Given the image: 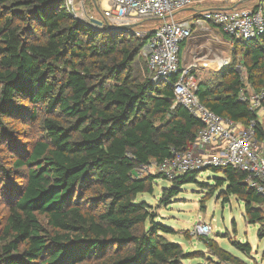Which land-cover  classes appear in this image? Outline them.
<instances>
[{
    "label": "trees",
    "instance_id": "obj_1",
    "mask_svg": "<svg viewBox=\"0 0 264 264\" xmlns=\"http://www.w3.org/2000/svg\"><path fill=\"white\" fill-rule=\"evenodd\" d=\"M255 2L251 9L261 8L264 18V0ZM147 23L152 24L148 33L139 38L135 30L74 18L64 0H0V147L15 151L14 166L26 172L0 229V264H184L193 259L165 238L174 231L156 221L151 207L136 202L138 195L152 193L159 176L136 179L134 168L189 150L203 127L186 108L174 106L179 75L154 83L145 59L147 77L137 70L156 26ZM222 34L240 55L246 82L232 64L217 73L216 81H199L195 94L217 116L243 127L255 122L261 141L257 113L239 94L247 87L264 94V33L249 41ZM11 120L37 121L44 138L22 148L5 124ZM212 170L221 173L213 186L188 173L162 189L159 202L168 204L187 184L212 194L224 187L220 198L227 203L235 197L249 224L264 227L263 199L247 187L245 175L232 168ZM12 172L0 161L3 178L9 180ZM204 241L208 264H246L214 240ZM232 244L245 256L251 252L248 244Z\"/></svg>",
    "mask_w": 264,
    "mask_h": 264
},
{
    "label": "built area",
    "instance_id": "obj_2",
    "mask_svg": "<svg viewBox=\"0 0 264 264\" xmlns=\"http://www.w3.org/2000/svg\"><path fill=\"white\" fill-rule=\"evenodd\" d=\"M110 10L103 11L104 24L118 28L137 26L145 22H156L141 49L145 59L148 78L158 83L167 81L172 75H179L173 86L175 104L181 105L199 120L203 127L189 150L172 152L170 158L156 163L150 162L134 168L133 178L142 179L149 175H158L167 181L208 169L232 168L245 175V184L262 199L264 212V136L256 138L255 122L248 127L217 116L198 100L196 84L190 76L194 63L181 66L180 45L189 41L194 34L204 32L213 26L222 33L237 40L249 41L264 33V18L261 8L240 7L235 3L242 0H107ZM258 1V0H255ZM208 2L230 5L226 8L210 9L204 7ZM66 12L78 19L77 0H64ZM235 4V6H234ZM232 5V6H231ZM197 6L199 11L193 16L174 20L180 11ZM226 9V10H225ZM90 21V20H89ZM148 31H136L139 38H144ZM240 78L246 82L245 71H239ZM250 90V94H246ZM263 93H255L249 87L242 90L239 100L249 102L256 111L258 123L264 132V106L261 104ZM259 116L262 117L261 122ZM198 236H208L211 227L198 223L195 227Z\"/></svg>",
    "mask_w": 264,
    "mask_h": 264
},
{
    "label": "rangeland",
    "instance_id": "obj_3",
    "mask_svg": "<svg viewBox=\"0 0 264 264\" xmlns=\"http://www.w3.org/2000/svg\"><path fill=\"white\" fill-rule=\"evenodd\" d=\"M77 2L79 4L78 19L84 22H89L90 19L103 22L101 13L110 10L107 0H77ZM255 3L254 1L250 4L248 2L240 5L241 7H251ZM228 6L230 5L226 3L208 2L204 7L215 9ZM186 17L188 18L189 15L179 12L175 15L174 20L186 19ZM151 25V23L145 22L131 30L142 32ZM232 49L231 42L225 38L222 32L216 27L209 26L204 32L196 33L189 41H184L180 57L181 66L194 63L195 67L191 69L190 76L195 84L199 81L214 82L217 79V73L228 69L232 64L238 71H244L240 55L233 52ZM137 70L141 76L147 77L143 56L137 61ZM250 93L251 91L248 90L247 95ZM259 118L263 122L262 117L259 116ZM5 124L14 140L22 148L31 147L35 142L44 138V132L37 121L22 123L11 120L5 121ZM16 158L15 151L9 150L6 146L0 147V161L3 167L13 170L9 180L0 174V229L7 216V205H11L14 200L15 190L25 183V169H17L13 164ZM197 175V182L208 186H213L214 179L221 177L220 172H213L212 169L199 172ZM171 185L170 181L159 177L153 185L152 193L138 195L136 202H144L149 205L150 211L156 216V221L174 231L173 234L165 235L169 242L178 244L184 252L193 254V259L185 261L184 264L209 263L211 256L205 246L204 239L214 240L222 249L239 257L246 264H264V227L258 223L249 224L244 216L242 202L236 200L235 197H230L225 203L219 196L224 187L212 194V191L201 189L195 184H187L180 188V193L168 204L162 205L159 202L161 191L169 189ZM198 223H204L211 227L208 236L196 234L195 227ZM233 242L250 245V254L248 256L241 254L235 249ZM80 264L96 263L87 260Z\"/></svg>",
    "mask_w": 264,
    "mask_h": 264
},
{
    "label": "crops",
    "instance_id": "obj_4",
    "mask_svg": "<svg viewBox=\"0 0 264 264\" xmlns=\"http://www.w3.org/2000/svg\"><path fill=\"white\" fill-rule=\"evenodd\" d=\"M254 1H255V0H242V1L237 2V3H235V4H236V5H240V4H242V3H248V2H249V4H250V3L254 2ZM235 4H234V6H235ZM197 11H199V7H197V6H194V7H193V6H192V7H190V8H186V9L180 11V12L189 15V17H192V16L194 15V13L197 12ZM189 17H188V18H189ZM186 18H187V17H186Z\"/></svg>",
    "mask_w": 264,
    "mask_h": 264
},
{
    "label": "water",
    "instance_id": "obj_5",
    "mask_svg": "<svg viewBox=\"0 0 264 264\" xmlns=\"http://www.w3.org/2000/svg\"><path fill=\"white\" fill-rule=\"evenodd\" d=\"M89 23L93 24L95 26H98V27H101L102 25H106L107 27H109V28H111L113 30H129V29H132V28L136 27V26H122V27L114 28V27L108 26L107 24H104L103 22L98 21L96 19H90Z\"/></svg>",
    "mask_w": 264,
    "mask_h": 264
}]
</instances>
